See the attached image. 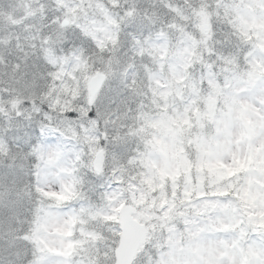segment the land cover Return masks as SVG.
Masks as SVG:
<instances>
[{
    "label": "snow or ice",
    "instance_id": "obj_1",
    "mask_svg": "<svg viewBox=\"0 0 264 264\" xmlns=\"http://www.w3.org/2000/svg\"><path fill=\"white\" fill-rule=\"evenodd\" d=\"M0 264H264V0H0Z\"/></svg>",
    "mask_w": 264,
    "mask_h": 264
}]
</instances>
